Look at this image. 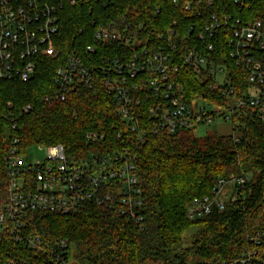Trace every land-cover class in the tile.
I'll return each mask as SVG.
<instances>
[{"label":"built area","instance_id":"1","mask_svg":"<svg viewBox=\"0 0 264 264\" xmlns=\"http://www.w3.org/2000/svg\"><path fill=\"white\" fill-rule=\"evenodd\" d=\"M97 1L0 0V78L21 81L34 76L39 58L58 55L56 40L66 7H90L93 30L88 36L94 43L71 47L44 100L66 101L71 91L84 87L110 95L117 115L86 132L82 157H69L62 144L38 145L47 149V156L32 164L20 151L19 139L13 140L6 158L8 198L0 209V233L52 264L77 262L67 239H46L29 228L33 213L71 216L96 203L142 224L137 151L150 133L196 131L216 121L233 125L234 115L246 106L264 119V0H167L191 20L184 32L177 19L160 31L125 13L98 15L93 12ZM101 4L106 7L110 1ZM183 68L208 83L214 98H189L180 78ZM248 181L246 173L220 178L211 195L193 199L189 217L223 210ZM248 242L249 251L237 262L264 264V225L248 234ZM2 264L33 263L25 255L8 253Z\"/></svg>","mask_w":264,"mask_h":264},{"label":"trees","instance_id":"2","mask_svg":"<svg viewBox=\"0 0 264 264\" xmlns=\"http://www.w3.org/2000/svg\"><path fill=\"white\" fill-rule=\"evenodd\" d=\"M103 1L96 2L94 13H125L160 31L173 19L179 21L183 32L191 22L167 0H108L106 7ZM89 10L85 5L66 7L56 40L58 55L39 58L29 81L0 78V209L8 198L6 158L14 139H19L23 154L32 146L62 144L69 157H82L87 151L86 132L96 123L117 119L115 105L105 92L77 87L66 101L44 100L54 89L57 65L71 47L94 43L88 36L93 30ZM180 78L189 98L214 96L208 83L190 70L183 68ZM239 84L236 95L241 96L243 79ZM27 105L32 109L25 112ZM233 122L229 135L208 131L197 136L192 129L147 136L137 151L142 224L116 210L88 203L71 216L35 212L29 228L46 239H67L77 264H241L237 261L250 249L248 234L264 225V119L246 106L240 107ZM241 173L249 176L241 195L230 198L223 210L214 208L203 217H189L194 198L211 195L220 178ZM191 228L195 231L186 244L185 235ZM8 253L25 255L33 264H52L41 253L0 233V264Z\"/></svg>","mask_w":264,"mask_h":264},{"label":"rangeland","instance_id":"3","mask_svg":"<svg viewBox=\"0 0 264 264\" xmlns=\"http://www.w3.org/2000/svg\"><path fill=\"white\" fill-rule=\"evenodd\" d=\"M233 125L231 122H220L216 121L214 124H212L209 127H199L196 129L195 134L197 136H203L205 135L208 131H216L219 134L222 135H229L233 132ZM26 155L28 157V160L34 164L37 161H44L46 156H47V149L45 147H38V146H32L29 147L26 150ZM195 231V228H191L187 231L185 235V243L188 244V242L191 241V237L193 232Z\"/></svg>","mask_w":264,"mask_h":264}]
</instances>
